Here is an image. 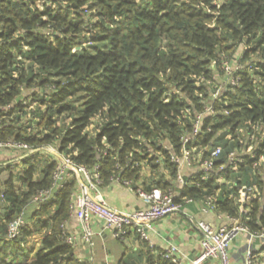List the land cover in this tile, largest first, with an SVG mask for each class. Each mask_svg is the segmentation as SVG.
<instances>
[{
    "label": "trees",
    "instance_id": "trees-1",
    "mask_svg": "<svg viewBox=\"0 0 264 264\" xmlns=\"http://www.w3.org/2000/svg\"><path fill=\"white\" fill-rule=\"evenodd\" d=\"M234 60L238 83L214 100L223 62ZM199 113L187 148L204 158L221 146L215 164L231 151L255 154L226 166L223 181L190 180L181 195H216L215 213L238 215V186H254L260 199L247 198L242 224L264 231V0H0V141L34 149L0 164L24 163L15 180L0 181V264H86L62 226L72 217L75 178L31 203L53 182L57 159L44 146L97 172L98 188L118 179L178 190L170 155ZM30 205L31 217L9 238V222ZM34 234L43 235L39 245L27 248ZM139 242L149 264H175Z\"/></svg>",
    "mask_w": 264,
    "mask_h": 264
},
{
    "label": "built area",
    "instance_id": "built-area-1",
    "mask_svg": "<svg viewBox=\"0 0 264 264\" xmlns=\"http://www.w3.org/2000/svg\"><path fill=\"white\" fill-rule=\"evenodd\" d=\"M239 68L238 60H234L231 63L223 62L222 70L224 75L217 79V85L211 93L214 100L219 98L224 85H237L238 75L236 71ZM199 79L203 80L204 78L200 76ZM209 110L210 107H207L205 112H209ZM201 115L199 113L196 116L190 134L182 136L180 153H171L170 155V160L176 164L177 168L176 182L178 190L162 191L155 187L150 191H144L140 187L132 188L130 180L121 182L139 196L146 203V207L134 210H121L109 206L101 198H98L97 194H93V192L95 193L98 190L99 174L90 172L85 166L74 163L69 156L61 154L51 144L43 148L46 152L53 153L57 159L53 172V182L49 188L39 190L33 196L31 203L38 205L48 201L69 178H75L76 184L70 196L71 215L78 217L80 228L78 236L86 242H90L94 234L91 224L93 216L102 219L104 227L109 228L112 235L116 238L124 241L128 232L133 231L137 234L139 240L150 241L148 230L152 229L153 222L166 215L181 213L185 204L198 202L202 211H214L216 195H206L202 200L194 201L190 197L182 196L181 192L186 188L190 180L198 181L199 179L211 178L212 174L219 176L218 179L223 181L221 172L226 166L235 169L239 163L244 162L247 155L252 157L255 152L251 151L249 147L242 152L231 151L227 156L226 163L215 164L214 160L221 151V146L218 145L211 148L207 155L201 158L199 153H194L195 147L193 149L186 147V143L192 140L199 131ZM4 147L23 152L24 157L34 151L33 148L23 142L0 141V148ZM263 158V154L258 155L259 161ZM16 162H19L18 158ZM185 175L188 176V180L184 179ZM115 180L118 182V179ZM254 188V186L252 187L249 184H240L238 186L239 193L236 201L239 206V214L216 213L218 218L221 219L219 224H212L204 220H194L192 216L187 217V221L194 224L201 234L199 252L196 256L186 255L172 243L167 248L160 249L161 256L170 259L175 264H184L186 261L190 264H206L208 261H212L215 264H231L230 244L240 235H244L246 237V245L242 255L243 264H264V231H250L246 225L242 224L241 218L247 212L248 207L245 204L247 198L253 195L260 199V195L252 192ZM24 212L25 209L9 222L7 234L9 238L18 236L20 227L25 223ZM62 226L68 231L66 241L73 244L76 235L70 234L65 224H62ZM255 240L259 241L260 246L254 244ZM149 245L153 247L151 242H149Z\"/></svg>",
    "mask_w": 264,
    "mask_h": 264
},
{
    "label": "crops",
    "instance_id": "crops-1",
    "mask_svg": "<svg viewBox=\"0 0 264 264\" xmlns=\"http://www.w3.org/2000/svg\"><path fill=\"white\" fill-rule=\"evenodd\" d=\"M0 149V156L3 153ZM11 157L15 155L16 150L10 148ZM24 157L20 155L19 158ZM186 172V171H185ZM98 198H101L106 204L121 210H134L146 207V203L133 193L126 185L120 182H111L103 187H99ZM34 210L33 206H28L24 212V219L29 220ZM192 216L194 220H204L212 224H219L214 211H202L198 202L185 204L181 213L166 215L153 222L152 229L148 230V237L151 244L157 249H165L169 244H175L178 249L188 256H196L199 252V240L201 234L194 224L187 221V217ZM92 229L94 234L90 242L82 240L78 234L80 231L78 217L72 216L68 222L70 234L76 235L73 242V249L76 257L86 264H149L146 259L144 247L139 242L137 235L129 231L126 239L123 241L112 235L109 228L104 227L102 219L92 217ZM35 243L30 241L29 248H37L42 234ZM32 236V237H33ZM33 239V238H32ZM259 241H254L257 244ZM246 245V237L240 235L230 244L229 253L231 264H243V251ZM258 246V248H259ZM184 264H190L186 261ZM206 264H215L208 261Z\"/></svg>",
    "mask_w": 264,
    "mask_h": 264
},
{
    "label": "rangeland",
    "instance_id": "rangeland-1",
    "mask_svg": "<svg viewBox=\"0 0 264 264\" xmlns=\"http://www.w3.org/2000/svg\"><path fill=\"white\" fill-rule=\"evenodd\" d=\"M89 129L90 130L93 129V126H90ZM2 151H3V153L0 156V164H4V165L5 164H8V163L9 164H13L12 163L13 161H11L13 159H12L11 154H10L11 153L10 148H5L4 147V148H2L1 152ZM45 153H46L45 151L41 152L40 153V156L42 157ZM23 166H24V163L18 162L17 164L12 165L11 168L10 167L4 168L2 171H0V181L1 180L2 181L3 180H6L9 176H12V175L14 176V177L12 176L13 177V180H15V178H17V175L19 174V171L18 170H20ZM39 236L40 235H35V236L31 237L32 243H35L36 240H38ZM147 242L149 243L151 241H147ZM27 248H29V247L27 246Z\"/></svg>",
    "mask_w": 264,
    "mask_h": 264
}]
</instances>
